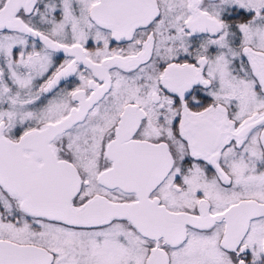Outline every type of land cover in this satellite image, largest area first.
I'll use <instances>...</instances> for the list:
<instances>
[{"label": "snow or ice", "instance_id": "6c2138e0", "mask_svg": "<svg viewBox=\"0 0 264 264\" xmlns=\"http://www.w3.org/2000/svg\"><path fill=\"white\" fill-rule=\"evenodd\" d=\"M0 264H264V0H0Z\"/></svg>", "mask_w": 264, "mask_h": 264}]
</instances>
